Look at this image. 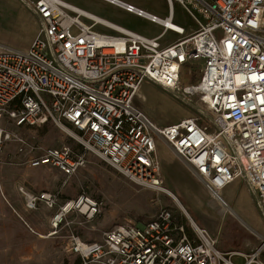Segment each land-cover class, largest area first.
<instances>
[{
    "label": "built area",
    "instance_id": "built-area-1",
    "mask_svg": "<svg viewBox=\"0 0 264 264\" xmlns=\"http://www.w3.org/2000/svg\"><path fill=\"white\" fill-rule=\"evenodd\" d=\"M17 1L38 29L25 51L0 47V120L17 129L52 123L83 150L46 148L35 155L33 146L0 129V141L19 144L20 165L54 168L70 178L90 154L134 185L173 199L156 155L161 142L222 207V191L242 182L264 222V0H165V18L102 0L158 25L162 32L153 37L63 0ZM174 5L190 18L192 31L173 22ZM168 32L178 39L162 46ZM146 83L194 116L154 124L135 105ZM23 195L27 209L55 210L54 230L68 216L91 221L102 211V203L84 193L61 204L52 192ZM189 221L191 234L172 210L162 209L144 223L116 224L96 241L71 235L67 249L82 264H232L228 257L237 253H222L215 238ZM263 246L264 239L255 254ZM255 254L246 264L257 263Z\"/></svg>",
    "mask_w": 264,
    "mask_h": 264
},
{
    "label": "rangeland",
    "instance_id": "rangeland-1",
    "mask_svg": "<svg viewBox=\"0 0 264 264\" xmlns=\"http://www.w3.org/2000/svg\"><path fill=\"white\" fill-rule=\"evenodd\" d=\"M137 7L161 18L167 15L165 0H132ZM10 5V6H8ZM107 19L128 29L156 36L162 29L143 19L122 12ZM0 47L20 48V40L30 46L37 31L35 17L17 0H0ZM17 23V25H15ZM173 22L184 28L192 21L178 6L174 5ZM96 31H102L96 28ZM178 39L166 33L161 45ZM153 87L159 96L152 92ZM145 85L138 92L135 105L157 126H167L194 116L195 110L175 99L156 86ZM143 93V94H142ZM0 129L12 136L22 138L40 155L46 148L68 147L75 153L82 148L61 128L48 123L40 128L17 129L6 117L0 120ZM71 131V130H70ZM19 144L0 141V264H82L79 257L67 249L68 238L79 236L83 241L99 240L102 232L126 221L144 223L153 219L162 209H170L184 223L191 234L190 221L205 229L216 239L222 253H238L253 256L264 239V222L256 210L245 185L232 187L224 192L230 212L220 206L204 189L187 167L180 168L171 152L161 142L157 147V159L161 168L164 187L176 198L163 192L141 188L101 161L85 154V164L78 172L66 178L54 168H29L19 164ZM3 150H6L4 153ZM173 162H175L173 165ZM177 163V164H176ZM180 165V164H179ZM182 166V165H181ZM173 188H172V187ZM182 190V191H181ZM52 192L59 204L81 193L102 203L100 216L86 221L79 216H68L59 229L51 226L55 210L42 206L30 210L25 205V193ZM184 191V195L183 192ZM216 205V206H215ZM264 246L254 261L260 263Z\"/></svg>",
    "mask_w": 264,
    "mask_h": 264
},
{
    "label": "crops",
    "instance_id": "crops-1",
    "mask_svg": "<svg viewBox=\"0 0 264 264\" xmlns=\"http://www.w3.org/2000/svg\"><path fill=\"white\" fill-rule=\"evenodd\" d=\"M63 1H65V2H67V3H69V4H72L73 6H75V7H77L78 9H80V10H82V11H85V12H87V13H89V14H91V15H94V16H96V17H99V18H101V19H103V20H106V21H108V22H110V23H112V24H115V25H117V26H120V27H123V28H126V27H124V26H121V25H119V24H117V23H114V22H112V21H110L109 19H107V18H109V17H111V16H118V14L117 13H119V12H122V13H124V14H127V15H132V16H134V17H136L135 15H133V14H130V13H127V12H125V11H123L122 9H120V8H118V7H115V6H113V5H110V4H108V3H106V2H104V1H102V0H63ZM120 1H122V2H124V3H128V4H131V5H133V6H135V7H137L135 4H134V2L132 1V0H120ZM8 6H10V5H8ZM137 8H140V7H137ZM140 9H142V8H140ZM173 9H174V6H173ZM142 10H144V9H142ZM145 11V10H144ZM147 12V11H146ZM149 13V12H148ZM150 14H153V13H150ZM153 15H155V14H153ZM157 16V15H156ZM167 16V15H166ZM159 17V16H158ZM136 18H138V17H136ZM161 18V17H160ZM0 19H1V17H0ZM139 19H141V18H139ZM144 20V19H143ZM146 21V20H145ZM148 22V21H147ZM150 23V22H149ZM17 24H19V23H17L16 22V24L15 25H17ZM152 24V23H151ZM153 25H155V24H153ZM156 26H158V25H156ZM159 27V26H158ZM37 29H38V26H37ZM126 29H128V28H126ZM186 29V31L187 32H190V31H192L193 29H194V27H193V25L191 26V27H186L185 28ZM129 30H131V29H129ZM132 31H134V30H132ZM135 32H138V31H135ZM36 33H37V31H36ZM138 33H140V34H143V35H145V36H148V35H146V34H144V33H142V32H138ZM168 33H171V32H168ZM173 34V33H172ZM36 35V34H35ZM173 35H175V34H173ZM157 36V35H156ZM176 36V35H175ZM35 37V36H34ZM148 37H153V36H148ZM21 40V39H20ZM20 40H16V43H18L21 47L20 48H14V49H18V50H22V51H25V50H27L28 48H26V46H25V44L23 45V44H21L19 41ZM33 40V39H32ZM32 42V41H31ZM31 44V43H30ZM6 47H8V46H6ZM9 48H12V47H9ZM145 85H148V86H153V85H151V84H143L142 86H141V88L143 87V86H145ZM141 88H140V90H141ZM139 90V91H140ZM151 90H152V92L156 95V97L157 96H159V94L157 93V91L153 88V87H151ZM138 95V94H137ZM137 97V96H136ZM136 100V99H135ZM4 151V153H6V150H3ZM171 155H173L172 153H171ZM173 157L176 159V160H178V162L177 163H179V164H177L180 168H182L183 169V166H185L178 158H176L175 157V155H173ZM175 162H173V160H172V164L173 165H175L174 164ZM182 165V166H181ZM186 167V166H185ZM194 177V176H193ZM240 184H243L242 182H235V183H233L232 185H230V186H228L226 189H224L223 191H222V196H223V198L225 199V201H228L227 200V198L225 197V194H224V192L225 191H227V190H229V189H231L232 187H239V185ZM244 185V184H243ZM172 187V186H171ZM246 187V186H245ZM173 188V187H172ZM246 189H247V187H246ZM182 191V190H181ZM248 191V190H247ZM183 193V195H184V191L182 192ZM249 193V192H248ZM250 194V193H249ZM250 196H251V194H250ZM251 198H252V200H253V203H254V199H253V197L251 196ZM254 206H255V204H254ZM256 208V207H255ZM257 210V209H256ZM229 259H230V261H231V263L232 264H246V262H247V260H248V258H249V256H243V255H241V254H233V255H231V256H229L228 257ZM261 264H264V257H262V260H261V262H260ZM260 263H251V264H260Z\"/></svg>",
    "mask_w": 264,
    "mask_h": 264
},
{
    "label": "bare ground",
    "instance_id": "bare-ground-1",
    "mask_svg": "<svg viewBox=\"0 0 264 264\" xmlns=\"http://www.w3.org/2000/svg\"><path fill=\"white\" fill-rule=\"evenodd\" d=\"M165 24H167V26L168 27H170V28H175L174 27V25L172 24V23H170L169 21H167V22H165ZM143 94V93H142ZM63 131H65L64 129H62ZM65 132H67L68 133V131H65ZM172 196H173V199L174 200H176V198H175V196L172 194ZM216 206V205H215ZM223 207L226 209V210H228V211H230V212H233V210L229 207V205H227V204H225V205H223Z\"/></svg>",
    "mask_w": 264,
    "mask_h": 264
}]
</instances>
